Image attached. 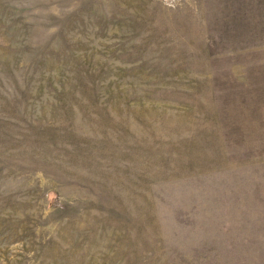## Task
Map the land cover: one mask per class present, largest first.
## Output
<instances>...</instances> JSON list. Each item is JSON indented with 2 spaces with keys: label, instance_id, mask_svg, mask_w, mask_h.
I'll list each match as a JSON object with an SVG mask.
<instances>
[{
  "label": "rangeland",
  "instance_id": "1",
  "mask_svg": "<svg viewBox=\"0 0 264 264\" xmlns=\"http://www.w3.org/2000/svg\"><path fill=\"white\" fill-rule=\"evenodd\" d=\"M0 264H264V0H0Z\"/></svg>",
  "mask_w": 264,
  "mask_h": 264
}]
</instances>
